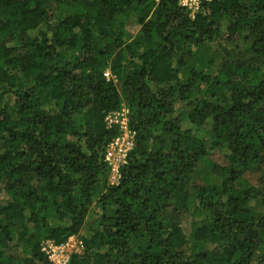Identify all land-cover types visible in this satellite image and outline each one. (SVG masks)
Returning <instances> with one entry per match:
<instances>
[{
  "label": "trees",
  "instance_id": "obj_1",
  "mask_svg": "<svg viewBox=\"0 0 264 264\" xmlns=\"http://www.w3.org/2000/svg\"><path fill=\"white\" fill-rule=\"evenodd\" d=\"M192 9L0 0V264H264V0Z\"/></svg>",
  "mask_w": 264,
  "mask_h": 264
},
{
  "label": "built area",
  "instance_id": "obj_2",
  "mask_svg": "<svg viewBox=\"0 0 264 264\" xmlns=\"http://www.w3.org/2000/svg\"><path fill=\"white\" fill-rule=\"evenodd\" d=\"M199 0H183V5L192 9V14L197 10ZM107 78L111 77L109 71L104 74ZM110 126H117L119 134L109 143L105 160L111 167L110 182L118 183L121 177L120 169L127 163L130 151L135 145L136 131L130 127L128 110L123 107L121 110L111 112L107 116ZM83 250V242L77 236H71L62 243H56L53 240L43 242L42 251L45 253L51 264H70V258L74 253H80Z\"/></svg>",
  "mask_w": 264,
  "mask_h": 264
},
{
  "label": "rangeland",
  "instance_id": "obj_3",
  "mask_svg": "<svg viewBox=\"0 0 264 264\" xmlns=\"http://www.w3.org/2000/svg\"><path fill=\"white\" fill-rule=\"evenodd\" d=\"M193 1L196 2V0H193ZM199 1H200V0H199ZM199 1H198V2H199ZM128 29H129L130 33H131L132 35H134L135 33L138 32V30H139V26L136 25L134 22L131 21V22L129 23V25H128ZM238 46H240V48H243V49H244V47L246 46V44L238 43ZM126 109H127V108H126ZM127 110H128V109H127ZM245 177H246L247 179L251 180V181L254 182V183L257 181V173H256V172H248V173L245 174ZM3 196L7 197L6 194L3 195Z\"/></svg>",
  "mask_w": 264,
  "mask_h": 264
},
{
  "label": "clouds",
  "instance_id": "obj_4",
  "mask_svg": "<svg viewBox=\"0 0 264 264\" xmlns=\"http://www.w3.org/2000/svg\"><path fill=\"white\" fill-rule=\"evenodd\" d=\"M192 13V12H191Z\"/></svg>",
  "mask_w": 264,
  "mask_h": 264
}]
</instances>
